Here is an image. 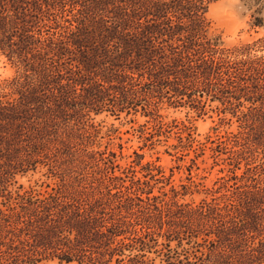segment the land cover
Here are the masks:
<instances>
[{"label":"trees","instance_id":"16d2710c","mask_svg":"<svg viewBox=\"0 0 264 264\" xmlns=\"http://www.w3.org/2000/svg\"><path fill=\"white\" fill-rule=\"evenodd\" d=\"M211 1L0 0V52L21 65L12 85L6 86L20 97L0 100V125L16 126L13 134H18L21 121H31L32 153L58 149L55 141H60L65 147L60 153L67 156L77 151L71 144H88L99 133L74 123L64 129L67 139H61L63 126L70 116L76 119V113L109 111L120 117L141 110L161 130L166 124L159 119L164 98L169 105L189 103L197 109L204 108L206 98L230 108L240 126H258L264 137V54L250 56L264 39L223 46L219 37L209 34L206 12ZM64 63L80 79L65 77L56 67ZM83 71L94 73L92 85L86 84ZM4 88L0 96L9 93ZM106 89L115 93L110 97ZM240 107L246 108L241 114ZM178 128L187 135L176 136L179 145L185 147L186 138L193 148L196 139L190 127ZM226 144L219 140L218 146ZM97 153L80 160L95 165L96 172L69 175V182L63 178L44 193H18L15 205L0 207V264L44 259L155 264L147 255L159 245L154 228L167 216H183L185 206L176 201L177 193L171 201L176 210L159 204L162 199L153 194L151 181L161 180L163 171L153 162L144 164L143 154L135 152L127 164L132 175L127 179L115 173L121 168L116 152ZM243 154L234 167L246 158ZM137 166L145 179L136 177ZM238 178L232 175L234 184ZM256 191L264 195V187L258 185ZM166 247L167 264H182L172 260L170 243Z\"/></svg>","mask_w":264,"mask_h":264},{"label":"rangeland","instance_id":"374dc122","mask_svg":"<svg viewBox=\"0 0 264 264\" xmlns=\"http://www.w3.org/2000/svg\"><path fill=\"white\" fill-rule=\"evenodd\" d=\"M206 18L209 34L219 37L223 46L253 44L264 39V0H213ZM263 54L264 43H258L250 56ZM76 65L77 61H74V70ZM20 66L0 52V87L5 86L4 91L10 94L0 96L2 102L13 95L19 99L20 95L12 94L6 86L12 85L14 77L21 72ZM56 67L65 77L79 78L78 74L68 71L70 65L66 63L56 64ZM82 74L86 84L92 85L94 73L83 71ZM26 83L33 87L32 82ZM106 90L110 97L115 93ZM50 93L47 92L49 96ZM82 93L78 90L77 94ZM76 99L81 101L82 96L77 95ZM164 100L159 119L167 125L161 130L154 118L143 115L141 110L130 114L123 112L120 117L109 111L91 112L89 116L76 113V119L70 116L60 133L61 139H67L64 129L69 130L74 123L99 133L93 134L88 144H71L76 146L71 150L77 151L67 156L60 153L65 148L60 141H55L58 149L53 146L43 153H32L30 134L34 130L30 128L31 121H21L18 134H13L16 126L1 124L0 207L6 210L15 205L18 193H44L61 184L63 178L69 182L70 176L96 172L95 165H86L80 160L88 154L98 155V151L116 152L117 163L121 165L120 169H115L116 175H128L127 179H130L132 175L127 164L138 152L144 155V164L153 162L162 168L164 176L161 180L151 181L153 194L162 199L159 204H171L176 210L177 206L171 201L177 193L176 201L185 206L183 216H167L166 222L154 228L159 245L147 254L149 259H154L155 264H167L166 244L170 243L172 260L176 263L179 259L182 264H264V195L256 191V186L264 187L263 132L258 126H240L237 115L230 108L225 110L219 101L203 98L204 108L197 109L189 103L169 105L166 98ZM241 109L246 110L240 107L237 109L239 114ZM70 111L74 115L73 110ZM184 125L190 127L196 139L193 148L199 147L198 150L193 149L186 138L183 139L185 147L179 145L176 136H187L178 128ZM219 140L228 144L219 147ZM77 141L81 140L77 138ZM241 151L246 158L234 167ZM72 158L79 159L72 162ZM137 170L136 177L145 179L139 166ZM234 173L239 177L236 184L231 179ZM35 264L76 263L44 259Z\"/></svg>","mask_w":264,"mask_h":264}]
</instances>
